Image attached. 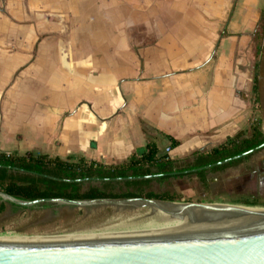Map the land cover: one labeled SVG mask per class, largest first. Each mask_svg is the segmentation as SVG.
I'll return each mask as SVG.
<instances>
[{"label":"crops","instance_id":"obj_1","mask_svg":"<svg viewBox=\"0 0 264 264\" xmlns=\"http://www.w3.org/2000/svg\"><path fill=\"white\" fill-rule=\"evenodd\" d=\"M261 20L264 0H134L141 35L134 46L115 33L107 43L105 24L81 31L72 46L39 41L38 31H0V62L9 73L0 77V151L114 165L149 141L182 159L240 131L250 136L255 120L264 132V35L259 54L254 40ZM254 155L208 172L207 188L195 179L202 189H242L243 174L261 161ZM258 177L264 198L263 170Z\"/></svg>","mask_w":264,"mask_h":264},{"label":"water","instance_id":"obj_2","mask_svg":"<svg viewBox=\"0 0 264 264\" xmlns=\"http://www.w3.org/2000/svg\"><path fill=\"white\" fill-rule=\"evenodd\" d=\"M261 147L264 144L187 173L210 169ZM126 179L135 177L121 180ZM84 181L97 183L101 179L87 178ZM0 201L22 208L38 204L89 210L107 206L117 209L148 208L150 214L147 218L159 212L164 214L150 225L113 234L0 240V264H264V207L261 206L174 202L146 197L21 200L3 191H0Z\"/></svg>","mask_w":264,"mask_h":264},{"label":"rangeland","instance_id":"obj_3","mask_svg":"<svg viewBox=\"0 0 264 264\" xmlns=\"http://www.w3.org/2000/svg\"><path fill=\"white\" fill-rule=\"evenodd\" d=\"M38 1L0 0V31H19V29L38 31L39 41L49 37L50 41L72 46L74 43L80 44L81 31L97 29L105 24L108 35H112V37L107 36V43L115 40L114 33L119 43L122 41L123 44L132 46L134 42L141 43L140 31L136 30L137 27L134 29V0H52L45 5ZM150 41L147 37H143L144 44ZM1 45L2 41L0 47ZM7 67L0 62V77L9 76ZM254 157H260L261 161L248 174H243L247 177H244L242 189H235L234 184H230L231 188L228 190L221 187L218 191L210 188L202 189L195 179L196 176L191 175L172 177L161 184L153 181L147 190L177 195L178 199L174 202L247 205L244 203L246 201L257 202L256 206L264 207V198L258 196L256 192L258 174L261 170L264 171V149ZM91 184L101 185L100 182H85L83 189ZM125 189L124 184L120 183L115 190L121 192ZM149 214L148 208L117 209L107 206L89 210L57 205L43 207L41 204L40 207L31 206L23 209L14 208L7 203L6 211L0 213V240L112 229L134 225L135 222V225L142 224L150 218H147Z\"/></svg>","mask_w":264,"mask_h":264},{"label":"trees","instance_id":"obj_4","mask_svg":"<svg viewBox=\"0 0 264 264\" xmlns=\"http://www.w3.org/2000/svg\"><path fill=\"white\" fill-rule=\"evenodd\" d=\"M264 35L263 20L260 21L259 30L254 37L257 53L262 49ZM259 62L256 61L253 78V101L259 100L258 72ZM250 136L245 131H240L229 137L222 145L209 151H195L182 159H174L160 150L153 141H149L146 149L139 150L129 160L121 164L107 165L94 160L79 158L70 159L52 158L46 154L33 152L25 155L6 153L0 151V191L6 192L21 200H36L39 198H66L70 200H84L96 198H133L146 197L159 200L176 201L177 195L169 192L155 193L147 189L153 181L161 184L172 177L191 176L187 173L194 169L238 156L264 144V132L261 120H255L250 127ZM177 140H172V146H178ZM264 147L243 157L233 159L224 164L212 166L210 169L198 170L195 174L204 187H208V172H221L229 167H234L247 161ZM10 167V168H8ZM18 168L24 170H13ZM37 173V174H34ZM172 173H177L171 176ZM151 175V178H144ZM55 177L52 179L49 177ZM135 177V179L121 180L122 178ZM142 177V178H141ZM99 178L101 185H89L83 189L84 179ZM62 179L72 180L64 181ZM82 180V181H79ZM123 183L125 190L116 192V187ZM247 205H257V202H244ZM14 208L20 206L11 204ZM41 204L35 205L40 207ZM48 207L50 204H42ZM7 203L0 202V213L5 211ZM22 208V207H21ZM24 207L23 209H26Z\"/></svg>","mask_w":264,"mask_h":264},{"label":"bare ground","instance_id":"obj_5","mask_svg":"<svg viewBox=\"0 0 264 264\" xmlns=\"http://www.w3.org/2000/svg\"><path fill=\"white\" fill-rule=\"evenodd\" d=\"M257 210H260V209L257 208ZM163 215H164L163 213L159 212L154 217H151V218L143 221L142 224H136L135 225V223H136L135 222L134 225L123 226V227L121 226V227L112 228V229H108L107 228V229H103V230H89V231H83V232H71V233H66V234H61V235H52V236H46V237H41L40 236V237H34V238H15V239L69 238V237H88V236H99V235L113 234V233L129 231V230H133V229H136V228H140V227H143V226L150 225L152 223H155V222L159 221V219Z\"/></svg>","mask_w":264,"mask_h":264},{"label":"built area","instance_id":"obj_6","mask_svg":"<svg viewBox=\"0 0 264 264\" xmlns=\"http://www.w3.org/2000/svg\"><path fill=\"white\" fill-rule=\"evenodd\" d=\"M169 151H170V147H167V148H166V152H169Z\"/></svg>","mask_w":264,"mask_h":264},{"label":"flooded vegetation","instance_id":"obj_7","mask_svg":"<svg viewBox=\"0 0 264 264\" xmlns=\"http://www.w3.org/2000/svg\"><path fill=\"white\" fill-rule=\"evenodd\" d=\"M7 208V207H6ZM5 211H6V209H5Z\"/></svg>","mask_w":264,"mask_h":264}]
</instances>
